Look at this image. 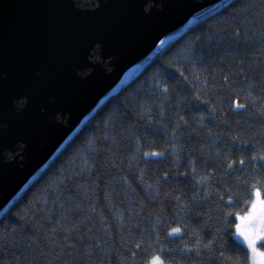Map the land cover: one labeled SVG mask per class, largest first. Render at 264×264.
<instances>
[{
	"label": "trees",
	"instance_id": "1",
	"mask_svg": "<svg viewBox=\"0 0 264 264\" xmlns=\"http://www.w3.org/2000/svg\"><path fill=\"white\" fill-rule=\"evenodd\" d=\"M262 153L264 0H227L136 69L0 216V264H251L235 233L264 197Z\"/></svg>",
	"mask_w": 264,
	"mask_h": 264
},
{
	"label": "water",
	"instance_id": "2",
	"mask_svg": "<svg viewBox=\"0 0 264 264\" xmlns=\"http://www.w3.org/2000/svg\"><path fill=\"white\" fill-rule=\"evenodd\" d=\"M225 1L0 0V216L138 67Z\"/></svg>",
	"mask_w": 264,
	"mask_h": 264
},
{
	"label": "snow or ice",
	"instance_id": "3",
	"mask_svg": "<svg viewBox=\"0 0 264 264\" xmlns=\"http://www.w3.org/2000/svg\"><path fill=\"white\" fill-rule=\"evenodd\" d=\"M238 106L243 107V105ZM145 155H148V153H145ZM261 157L264 158V153L261 154ZM244 220L251 225V227H246L241 230V234L244 235L245 240L248 242V247L252 249L253 254H259L261 257H264V252H259L255 248V241L261 236H264V200L259 198L258 193L257 198L252 201L251 211L244 217ZM171 231L178 232L180 229L175 228ZM152 264H160L159 258L154 256L152 258ZM262 264H264V261H262Z\"/></svg>",
	"mask_w": 264,
	"mask_h": 264
},
{
	"label": "clouds",
	"instance_id": "4",
	"mask_svg": "<svg viewBox=\"0 0 264 264\" xmlns=\"http://www.w3.org/2000/svg\"><path fill=\"white\" fill-rule=\"evenodd\" d=\"M152 5V0H148V3H146L144 5V11L147 12L150 10ZM160 5L157 4V7H159ZM100 44L97 43L93 46V49L91 50V54L88 56V59L92 62H100L101 60V54H100ZM90 71V69H89ZM79 75V73H78ZM58 114H57V119H58ZM24 147L23 143H20V146L16 149V153L20 152L22 150V148ZM16 153L10 151V150H5L4 151V159L5 160H11L13 158L14 155H16ZM262 261H264V257H261L259 254H254L253 255V262L254 264H262Z\"/></svg>",
	"mask_w": 264,
	"mask_h": 264
},
{
	"label": "rangeland",
	"instance_id": "5",
	"mask_svg": "<svg viewBox=\"0 0 264 264\" xmlns=\"http://www.w3.org/2000/svg\"><path fill=\"white\" fill-rule=\"evenodd\" d=\"M140 67H138L137 68V70L139 69ZM257 198V197H256ZM255 198V199H256ZM259 198L261 199V200H264V197H261L260 195H259ZM251 209H252V207H251ZM251 211V210H250ZM249 211V212H250ZM248 212V213H249ZM247 213V214H248ZM246 214V215H247ZM246 215H244V216H242V217H240L239 219H238V222H237V226H236V237H237V239L240 241V242H242L248 249H249V252H250V258H251V264H254V262H253V252H252V249H250L249 247H248V242L245 240V237H244V235H242L241 234V230L242 229H244V228H246V227H251V225L249 224V223H246V221L244 220V217L246 216ZM238 226H239V229H238ZM177 232H173V234H176ZM264 241V236H261L260 238H258L256 241H255V248L259 251V252H264L263 250H261L259 247H258V245H259V243H261V242H263ZM159 261H160V264H165L160 258H159ZM150 264H152V261H151V263Z\"/></svg>",
	"mask_w": 264,
	"mask_h": 264
}]
</instances>
